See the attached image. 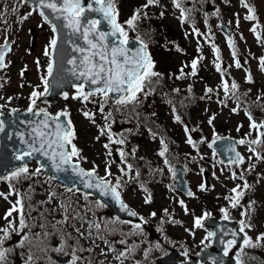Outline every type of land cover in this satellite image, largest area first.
Instances as JSON below:
<instances>
[{"label": "snow or ice", "instance_id": "snow-or-ice-1", "mask_svg": "<svg viewBox=\"0 0 264 264\" xmlns=\"http://www.w3.org/2000/svg\"><path fill=\"white\" fill-rule=\"evenodd\" d=\"M33 3L32 11H36L42 17L45 23L51 26L52 37L49 40L48 45L45 47L44 55L48 57L47 64V76L41 77V82L44 85L43 92L33 89L30 97V105L28 112L34 116L40 117L37 120L27 122L31 125V131L25 138L24 133H20V143L24 146L21 149H17L14 155V159L19 161V166L13 168L7 175H0V181L8 183V192H0V197L5 201H8L10 207L4 213V220L6 225L0 227V264H6V255L11 251L10 248H5L4 244L6 240L11 239V234L14 232L20 237L19 246L23 247L25 244H32L36 251L47 255L48 252L54 251L57 253L63 252L65 256H70V260L67 264H125V261L133 258L135 252L140 247L141 243H147L149 247L144 248V258L148 259L153 248L159 250L161 245L159 242L152 244L151 241H135L129 243V239L134 236H145L144 225L147 224V220L144 217H139V223L132 224L130 221L105 220L103 218H96L95 220L88 219L86 216H81L79 211L70 215L73 204L69 201L67 204H60L58 207L48 210V216H52V220H48L47 216L43 217L44 222L39 223L36 227L40 228V232H33L32 225L29 223L33 217V211H40V209L33 208L32 205L27 204L26 200H30L28 194L21 193L16 188L22 179H31L32 177H38L42 174L45 165L40 162L38 157H44L46 160L51 161L55 171H65V166L72 169V171L80 178L84 188L96 189L100 196H111L117 203H119L122 210H127L128 215L136 217L137 213L128 210V206L121 199V192L119 189L122 187V181L118 177L113 183L110 177L111 172L105 169V176L100 177L96 174L95 165L90 170H84L80 167V161L84 159L81 155V149L77 147L74 141L77 139L76 131L73 126L72 120L69 118L70 113L67 108L57 112L55 115L50 114L46 109L40 108L34 111L37 100L51 93L53 81L50 77L54 76V68L59 67L60 72H70L71 75L78 81L73 87L76 88V94L73 99H80L82 103H97L93 97H101L99 103V112L104 114L106 121L103 127L99 128L100 136L107 135L108 143L104 144L105 149H109L108 155H111V144L124 145L125 138H114V134L111 131V124L107 123L112 117V112L109 111L105 114V106L113 101V94L115 95L114 103L118 106L128 107L133 106L131 111L136 112V106L140 105L141 97L147 98L153 94L156 87L160 85L163 74L156 71V64L152 56L147 51L148 44L141 38L139 34L136 37V43L139 45L136 49L129 47L130 37L129 31H137L139 21L144 18H148L145 9L150 7L159 6L160 0H146V3L137 8L130 18H128L122 24L119 21V11L117 9V0H20L21 4ZM193 3H199V0H193ZM241 5L247 9L248 15L244 17L245 20L255 21V9L251 7L247 0H240ZM172 5L175 9L179 10V19L182 24L189 22L191 12L193 9L185 7V0H172ZM6 10V9H5ZM16 11L15 8L12 10ZM30 11L27 15L21 18V22L32 15ZM219 14L217 9L214 13ZM161 16L164 12L160 13ZM3 12L0 11V23H3ZM207 23V21H205ZM239 22L237 21V24ZM102 24H107L108 30L102 29ZM193 33L200 35L199 30L195 27L192 28ZM253 33H256V26L251 29ZM257 40L261 38L257 34ZM229 46L233 48V59L237 68L241 67V63L236 59V53L234 50V44L231 38H229ZM67 44L70 48V54L68 58L65 56L66 50L63 45ZM213 51L216 53L217 60H219V49L215 45L212 46ZM11 51V45L8 37H4V43L0 44V69L6 68L8 65L5 63V57L8 52ZM177 51H182L177 47ZM199 52L200 49L198 48ZM203 57L193 59L191 61V72L186 73L184 67L179 70V75L175 76V79H184L188 76H195L198 71V64ZM261 71H264V56L259 58ZM39 67V60L36 61ZM70 65V68L65 69L64 64ZM217 72L221 74V88L224 91V95L227 99H235L236 107L232 109L235 113L239 107H241V94H239V85L235 80L229 83L224 79L226 69H222L220 63L215 65ZM24 72H21L23 76ZM246 82L252 83V76L248 74L246 76ZM2 86V85H0ZM174 92H179V89H173ZM189 92H191V86H189ZM213 92L212 88L205 89V93L210 94ZM64 99H68V93H62ZM243 96H247L248 93H243ZM11 99V98H9ZM203 99V97H201ZM264 101V95H257L256 102ZM171 103V101H169ZM224 103V101H218ZM226 106V105H225ZM260 110L264 111V103L259 104ZM117 110H120L117 108ZM13 111H16L15 109ZM174 118L176 122H181L180 115H177V109L175 106L172 108ZM85 118L95 123L94 113L84 111ZM138 116L139 114L136 113ZM153 115H155L153 113ZM245 115L249 120L250 131L245 134L244 138L236 141L237 144L248 145V151L252 154L247 159L252 160H264V120L257 121L248 109H245ZM63 118V119H62ZM215 117L209 118V124H212ZM4 130V121L0 120V132ZM240 127H237V131ZM188 129L185 127V132ZM255 132V138L252 137V133ZM100 137L97 136L96 139ZM196 145L192 139L187 141ZM162 150L159 152L160 156H165L168 151L167 145L164 140H161ZM211 147V144L209 145ZM135 149H133V152ZM229 151L235 152L234 148H230ZM119 155L121 162L126 163L125 157L127 153L123 148L119 149ZM32 159L37 160V167L35 170L29 168V161ZM245 157L239 152H235L234 158L230 161V164L237 166L243 164ZM167 164L168 161L165 160ZM128 170H131L129 164ZM254 168V165L250 166V169ZM203 171V170H201ZM123 175H127L124 169H121ZM139 175V173H137ZM233 179L244 180L243 173L237 176L235 172L232 173ZM30 190L31 185H29ZM252 186L245 180L242 185H236L230 191L233 195L226 196L225 199L229 201L230 208H237L241 205V200L244 198L246 191L251 190ZM200 190H207L203 184L200 185ZM69 192L79 191V189H68ZM15 195L17 198L14 202L9 201V196ZM90 193H85L84 197L87 200ZM188 195H193L192 192H188ZM56 196L55 192L48 194V200L40 202L41 206L50 203ZM151 202V196L145 198V203ZM98 207H104L105 205L97 200L95 202ZM181 206L184 205L183 201H180ZM255 201H251L245 211L241 212L242 219L239 223V234L242 235V241L239 244L237 250L236 264H244L242 256L244 249L247 247H255L260 244H264V232H261L255 237V240L248 235V231L253 228V224L250 222L251 214L254 211ZM91 211V209H89ZM185 212L187 209L185 208ZM220 212L223 214V219H230L228 209L221 208ZM16 214L15 216L13 214ZM164 213L168 216V220L163 218L160 224L168 223H180L179 221L172 220L168 210L165 209ZM151 217H155L156 213L152 212ZM211 214L205 212L202 217H198L194 221V226L202 227V220L209 217ZM73 220L80 221L79 224H71ZM117 223L130 224V231L128 233L120 232L121 239L110 240L108 236H114L117 233V229L113 227ZM71 227V231H69ZM27 229L28 231H25ZM246 229L248 231H246ZM158 231H163L160 227ZM187 231V229H186ZM215 232H208L205 239L215 236ZM232 239L224 241V256H228L233 248L237 247L236 237L237 232H232ZM55 240V245L51 244V240ZM87 241L88 247L86 248L81 241ZM203 243V241H202ZM122 246V247H121ZM208 247V245H205ZM99 251V256L103 259L93 260L91 258L92 253ZM36 251H31L27 257L26 264H38L40 256L36 254ZM84 253L88 254V259L85 262ZM187 256V251L184 253ZM111 256V260H109ZM49 259V264H54ZM135 264H142L141 261H135Z\"/></svg>", "mask_w": 264, "mask_h": 264}, {"label": "rangeland", "instance_id": "rangeland-1", "mask_svg": "<svg viewBox=\"0 0 264 264\" xmlns=\"http://www.w3.org/2000/svg\"><path fill=\"white\" fill-rule=\"evenodd\" d=\"M185 0V7L193 9L191 17L197 25L200 26L203 37L210 39V44L205 49L203 43L200 45L205 54L204 62H199L198 71L196 76L203 80V87L205 84H209L213 92L210 94H202L203 99H200V104L194 108L193 115L188 118L182 119L181 122H176L173 111L170 107H167L168 103L163 94L153 93L146 99L141 97V100L145 101V108L147 109V103H150L151 113L155 120L161 121V128L164 135L161 137L157 133H150L148 129L140 125L139 132L137 125L129 120L125 122L120 119L117 123H114V118L117 116V108L122 106L116 105L113 101L109 102L105 106V114L109 111L112 112V117L107 123H110L112 128L117 124L120 131H131L132 139L126 140L124 149L129 154L126 163L121 162L119 155V149L117 144H111V155L107 153L109 149L104 148V144L108 143L107 135L100 136L99 128L103 127L106 123L104 114L99 112V101L101 97H93L97 103H82L80 99H73L76 94V88L71 87L68 93V99H64L61 94L56 101L51 102L40 97L35 105L36 110L43 108L50 114L55 115L67 108L70 113V119L76 131L77 139L74 141L79 149H81V155L84 157L80 163L87 169L95 168L101 176H105V169L111 172L112 182L114 183L116 178H120L122 181V187L120 191L125 201L135 209H138L140 213L146 215L151 208L159 207L163 205H170L179 216H184V225H174L170 228L167 240H170L171 246H178L181 254V258H189L195 255L200 249V245L192 247L189 244L184 243L179 237L193 236L198 243H209L205 241L204 237L207 235L208 230L205 228H199L192 232L189 230L194 225V215L186 213L181 206L180 201L193 202L199 198L200 185L202 182V169L206 168L211 172V175H217L218 183L215 185V193H224L228 191L229 186L240 183L242 180L233 179L232 173L234 167L237 165L230 163H222L217 155H215L213 148L209 147V140L217 133H227L236 138H244L245 134L250 131L249 120L242 110H237L235 113L232 109L235 107L232 99L225 97L224 103L222 96L224 91L221 88V74L216 70V63H220L223 69H226L224 79L236 77L241 84H245L246 88L254 90L260 88L264 92V71H261L259 58L264 56V0H247V3L255 9L256 20H245L244 17L248 15L247 9H245L240 0H199V3H193L187 5ZM209 3V10H204L205 3ZM146 0H117V9L120 13L119 21L123 24L133 12L141 5L145 4ZM13 8L16 9L13 12ZM6 9V10H5ZM32 7L28 4H21L20 0H0V11L3 12V23H0V43H4V37L7 36L11 43V51L7 53L5 57V63L8 65L6 68L0 70V109L2 112H9L11 108H18L20 110L29 108L30 97L34 88L37 90L42 89L44 85L41 82V77L47 75L48 57L44 55L45 47L48 45L50 38L52 37V30L48 23H45L38 12L32 11ZM153 10L151 12H164L163 17L165 20L173 26L178 32L170 37H178L182 39L184 45V52H178L175 50H164L163 53L158 52V48L155 46L149 47L150 55H153V60L156 64V69H163L169 66V69L178 67H184L186 71H191V61L197 59L194 51V47H197V38L193 32H190L191 27L182 24L179 16V10L175 9L172 5V0H160L159 6L148 8ZM219 10V14H214L216 10ZM32 11V15L28 16L21 22V18ZM207 21V23H205ZM237 21L239 22L237 24ZM226 23L232 33L231 40L234 44V50L236 53V59L243 62L241 67L237 68L233 59V48L229 46V39L225 33L221 30L220 24ZM256 26V33H253L251 29ZM130 33L132 31H129ZM129 35H133L130 34ZM161 34V31H160ZM257 34H259L261 40H257ZM169 36V35H168ZM136 37V36H135ZM213 43L216 48L219 49V60L214 57ZM213 59V60H212ZM39 60V67L36 61ZM166 69V68H165ZM24 72L21 76V72ZM250 74L252 76V83L246 82V76ZM196 86H194V89ZM198 90H202L198 88ZM217 95H220V100H217ZM11 98V99H9ZM226 105V106H225ZM250 105H257L254 100H250ZM84 111L94 113L95 123L85 118ZM252 114L255 115L257 121L264 119V111L254 108ZM215 117L212 124H209V118ZM240 130L237 131V127ZM185 127L188 131L185 132ZM111 128V131H112ZM116 133H114V138ZM255 135V132L252 133ZM99 136V139L96 137ZM168 136L171 140L168 142ZM191 138L196 147L189 144L187 141ZM161 140L168 142V149H172L173 145L177 147L176 157L172 158L177 162L182 163L187 168V176L193 187L194 193L190 198L182 196L179 192L170 189V181L166 177V173L171 170V167L165 163L164 156H160L159 152L162 150ZM198 145V146H197ZM246 144L241 145L240 151L242 156L245 157L243 164L237 166V176L242 169L248 166L259 165L264 168V161H256L253 158L248 160L247 158L252 154L248 151ZM133 149L135 151L133 152ZM198 155L202 167L193 162V158H187L189 156ZM134 156L136 158H134ZM168 161V160H167ZM131 165V170H128V165ZM36 163H31L29 168L35 170ZM121 169L127 172V175L121 173ZM139 173V175H137ZM135 177V178H134ZM244 177L252 181L255 179L254 175H245ZM33 178V177H32ZM35 185L40 186L41 189L47 190L51 183V179L40 175L34 177ZM6 182L0 181V191L6 193ZM213 187L205 192L206 196H209ZM259 191L264 192V182H260ZM151 196V202L145 203V198ZM34 200L42 199L47 200V195L42 193H35ZM79 202L91 205L95 208V213L101 215V210L95 205V202L89 196L87 200L84 196L76 195ZM9 201L14 202L12 196H9ZM219 200V198H218ZM244 201V198H243ZM55 201H53V204ZM10 206L8 201H5L0 197V223L4 225L5 220L3 218L5 209ZM103 211V210H102ZM104 213V211H103ZM186 213V215H185ZM198 214V210L196 209ZM93 214V213H92ZM16 215L15 213L13 214ZM94 215V214H93ZM97 218H101L100 216ZM263 218L259 217L257 226L248 231V235L255 240V237L260 234V228ZM125 230L130 231V224L125 225ZM187 229V231H186ZM145 231V230H144ZM164 234H159L163 241L166 240V230ZM145 236H139L138 238L143 241L150 240L152 238L151 232H145ZM146 243L141 244L139 255L144 252ZM252 249V251H250ZM157 250V249H156ZM164 248L157 250L163 251ZM238 248H233L230 252L237 258ZM187 251V256L184 255ZM155 258V257H154ZM244 264H264V247L262 244L255 247H247L244 249L242 256ZM134 261L129 259L125 261V264H133Z\"/></svg>", "mask_w": 264, "mask_h": 264}, {"label": "flooded vegetation", "instance_id": "flooded-vegetation-1", "mask_svg": "<svg viewBox=\"0 0 264 264\" xmlns=\"http://www.w3.org/2000/svg\"><path fill=\"white\" fill-rule=\"evenodd\" d=\"M140 106H141V108L142 107L145 108V105H140ZM138 113H139V115H142L143 122L146 126L150 127L152 124L155 123V119H154L150 109H148V108L143 109V112H141V110H139ZM251 138H255V135H252ZM245 146L248 147L247 144ZM238 147H241V145L238 144ZM254 160H256V159H254ZM262 161L263 160H261V162ZM255 166H256V170H254L253 168H251V170H249L250 166H248L247 168L242 169L239 173V174L243 173V176L253 174L255 177L254 180L250 181V180H248V178L244 177V180H242V182H240V183L236 182V184L232 185V188L238 184L242 185L244 183V181L246 180L252 186V188H251V190L246 191V194L244 196V201H243V199L241 200V205L238 206L237 208H234V209L230 208V210L232 213V218L239 221L242 219L241 212L246 210L247 205L251 201H255L256 203L253 206L254 211L251 214L250 222L253 224V227H256L259 217L262 216L263 221H262V225L260 228V233H261V232H264V192L259 191V186H260V182H262V181L264 182V168L260 167L259 165H255ZM234 170L235 171H233V172L236 173V171L238 170V167L237 166L234 167ZM210 178L212 180V183L210 184L208 190H210L212 187L214 189L215 185H216V183H218V179H219V178H217V175H211V174H210ZM16 186L19 187V190H21V193L27 194L26 188L29 186L28 182L18 183V184H16ZM33 189H35V192H37V193H42L44 195H47V197H48V194L50 192L56 193V196L53 198V201H55V203L53 204L50 202V203L45 204L44 206H41V205L38 206L37 209H40V211L46 210L47 208H49V210H50V209L58 207L62 203L67 204L69 201H72L73 207L69 213L70 215L74 214L76 211H79L81 216H86L88 219H92V220H95L99 216L105 220H113L114 221L117 219V217L114 216L113 214H111L105 206L101 207L102 210L104 211V213H101V215H98L97 213L94 212L95 208L93 206L87 205V204H84V203H81L78 201V199L76 198V195L84 196L83 193H81L79 191L69 192L68 188H64V187H62L59 184H56L54 182L51 183V186L47 190H43V188L40 189V187H36V186L35 187L33 186ZM199 195L201 197V200H200V203H199L197 210L200 213L201 217L204 215L205 212H207V213L211 214L210 216H214L216 218H219V216H220V205H219L218 200H217L218 196H217V193H215V189H214V191H212V193L208 197L205 195L204 191L200 192ZM37 200H40V199H37ZM26 202H27V200H26ZM89 209H91V211H89ZM43 216H47V219L52 220V216H48V213L47 214L43 213ZM3 217H4V215H3ZM32 217H33V219L29 222L32 225V231L33 232H40L41 229L36 227V225L44 222L43 217L41 216V212L33 211ZM70 223L71 224H79L80 221L73 220ZM5 225H6V221H5L4 225L2 223H0V227H4ZM125 225H129V224L125 223ZM113 227H115L118 231L114 236H108V239H110V240H119L122 238L120 235V232H123V233L129 232V230H124V223L114 224ZM25 231H28V230L25 229ZM69 231H71V227H69ZM151 233H152V238L149 241H151L152 244L154 245V244H156V239H155V235H154L152 230H151ZM2 235L3 234L0 233V236H2ZM205 237H204V239H205ZM19 240H20V237L17 236L13 232L11 234V239L5 241L4 247L11 249V251L8 252L6 255V264H26V260H27L28 255L30 254V250L36 251V249L34 248V246L32 244H25L23 247H20L19 246ZM133 240H135V239H133V237H131L129 239V243H131ZM181 240L185 241L184 243L189 244L192 247H196L199 245V243L197 241H195L194 238L191 240V243L188 241V239H181ZM205 241L206 242L209 241V243H210V237L208 239H205ZM50 243L55 245L56 241L53 239L50 241ZM81 243L84 244V246L86 248L88 247L86 240L81 241ZM201 243H202V240H201ZM201 245H202L201 246L202 248L205 246L204 243H202ZM210 245H211V243L209 244V246ZM262 245L264 247V244H262ZM238 247L239 246H237L236 248H238ZM170 248H172V247H169V249ZM176 249L178 250V260L179 261H190L196 257V255H192L189 258H181L179 247L177 246ZM153 250H155V248H153ZM139 252H140V247L135 252L133 258H131L134 261L133 264H135V261H137V260L141 261L142 264H163V263H158L156 261V259H157L156 257L153 259L152 252L150 253L147 260H145V258H144V252L142 253V255H139ZM36 254L38 256H40L38 264H49V259H48L49 257H51V261H53L54 264H67V261L70 260V256H65V254L63 252L57 253L54 251H50L47 253V255H45L44 253L36 251ZM84 257H85V262H86L88 259V254L84 253ZM91 258L93 260L103 259V257L99 256L98 250L96 252L92 253ZM109 260H111V256H109ZM112 264H115V262L112 261ZM195 264H211V262L210 261L196 262Z\"/></svg>", "mask_w": 264, "mask_h": 264}, {"label": "water", "instance_id": "water-1", "mask_svg": "<svg viewBox=\"0 0 264 264\" xmlns=\"http://www.w3.org/2000/svg\"><path fill=\"white\" fill-rule=\"evenodd\" d=\"M34 6L32 2L29 3ZM224 30L227 32L226 26L222 25ZM102 29L107 31V24H102ZM129 47L131 49H136L139 45L135 40L130 38ZM66 50L65 56L68 58L70 54V48L67 44L63 45ZM65 69L70 68V65L66 63L63 65ZM53 81V86L51 88V93L44 96L45 98H50L55 100L58 94L62 91L68 90L73 84H77L80 81L76 80L70 72H60L59 67L54 68V76L49 78ZM113 94V99H115ZM40 117L34 116L29 113L28 110L17 112L12 111L11 115H1L0 119L4 121V130L0 132V175H4L6 172H10L14 167L19 166L20 162L14 159V155L17 149H21L24 146L20 143V133H24L25 138L27 134L31 131V125L27 122L34 121ZM63 119V118H62ZM213 145L215 146L216 152L220 155L222 160L233 159L236 151V141L228 137H220L214 140ZM230 148H234L235 152L229 151ZM40 162L45 165L43 172L54 177L55 181L61 183L66 187L81 189L84 192H91L93 195L98 197L100 200L105 202L118 216L122 218L131 219L137 221L138 216L132 217L128 215L127 210H122L119 203H117L111 196H100L96 189H87L83 187L80 178L72 171L71 168L65 166V171L58 172L55 171L51 161L46 160L44 157H38ZM36 160V159H35ZM37 161V160H36ZM81 167V165H80ZM82 168V167H81ZM175 174V186L177 189L188 194L190 192L188 182L184 176V169L180 165H176L174 169ZM128 210H130L128 208ZM132 211V210H131ZM205 224L213 225V232L216 233L213 236V244L217 246V251H211L205 248L199 255V259L203 260L209 258L214 264H233V259L231 256H224L221 252L223 247V241L228 237H232V232H237V225L233 221L226 220H215L214 218L205 219ZM233 238V237H232ZM237 241L242 240V235L236 237ZM161 262H173V255H167L161 259Z\"/></svg>", "mask_w": 264, "mask_h": 264}, {"label": "trees", "instance_id": "trees-1", "mask_svg": "<svg viewBox=\"0 0 264 264\" xmlns=\"http://www.w3.org/2000/svg\"><path fill=\"white\" fill-rule=\"evenodd\" d=\"M150 20L152 21V26L151 28L155 30V27L158 28V31L164 30L166 35L171 36L174 35L175 36V30H173L168 24L164 23L163 21L158 22L159 19L157 18V15L152 14L150 15ZM163 24V27H161L160 25ZM157 37H158V33H157Z\"/></svg>", "mask_w": 264, "mask_h": 264}]
</instances>
